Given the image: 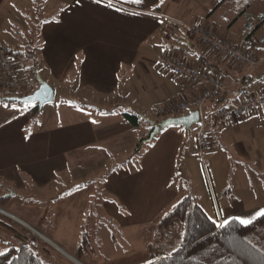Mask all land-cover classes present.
Segmentation results:
<instances>
[{"label":"crops","instance_id":"obj_1","mask_svg":"<svg viewBox=\"0 0 264 264\" xmlns=\"http://www.w3.org/2000/svg\"><path fill=\"white\" fill-rule=\"evenodd\" d=\"M111 2L112 8L106 6L108 0H0V45L17 42L18 28L31 30L30 21L39 20L36 64L56 92L45 118L40 116L45 105L32 118L30 107L0 104V170L7 169L18 186L25 181L18 169L27 171L45 188L70 165L106 159L118 166L102 185L104 217L122 229L159 228L157 218L186 192L173 182L187 134L170 126L153 143L143 144L137 156L135 149L152 124L134 125L122 112L133 109L160 120L150 111L157 116L162 108L200 91V85L161 65V56L170 55L189 60L225 84L222 96L202 108L212 142L209 191L190 192L218 224L232 217L254 220L264 211V107L224 121L214 116L223 105L264 92V47L258 42L264 36V7L255 8L264 0ZM248 22L256 30L246 40ZM191 23L249 47L259 63L249 69L195 41L187 28ZM123 82L126 87L119 92ZM168 241L156 244L165 246V255L172 252Z\"/></svg>","mask_w":264,"mask_h":264},{"label":"rangeland","instance_id":"obj_2","mask_svg":"<svg viewBox=\"0 0 264 264\" xmlns=\"http://www.w3.org/2000/svg\"><path fill=\"white\" fill-rule=\"evenodd\" d=\"M261 7L264 5L259 2L255 4V8ZM38 21L36 19L30 21L31 30L18 28L17 42L5 40L6 42L2 43H8L7 47L12 50H17L19 45H27L29 42L36 45L40 23ZM19 61L28 65L26 59ZM19 66L23 75L28 74L21 64ZM32 81L34 83L33 79ZM36 87L37 84L32 91ZM125 87L123 82L119 92ZM7 92L15 93L0 85V97L7 95ZM135 97L139 98L137 93ZM50 104L51 102L45 104L43 109L45 113L40 115L42 118L47 117L46 112ZM11 106L30 107L17 102H12ZM191 111L192 109H188L185 114ZM150 113L152 117H157L155 111L151 110ZM200 127V123H195L189 131H185L187 140L180 153L178 172L173 185L178 189H186V192L207 194L209 174L212 171L208 149L211 148L212 142H208L204 156L196 152L195 137ZM126 161L125 159L122 162ZM117 166L118 164H109L106 159L101 158L93 164L70 165L59 174L58 179L48 182L45 188L38 186L27 171L17 168L25 177L22 186H18L16 180L7 175V169L0 170V197L8 190L12 192L6 203H0V219L11 222L18 231L24 232L28 237L27 243L52 264H146L151 260L155 261L154 255L158 253L165 255V246L156 245L159 242L169 240L170 251L177 248L182 239V224L176 219L169 226L162 228L151 225L138 229H122L114 221L106 219L102 209V202L106 197L102 185L106 174ZM87 181H91L92 184L75 193V188ZM67 191H70L71 195L64 198L62 195ZM83 227L93 231L91 240L93 249L78 256L74 247L79 243ZM169 234L170 239L167 238ZM0 238L4 240L0 243V251L7 250L10 241L17 247L22 243L16 240L13 231L1 224Z\"/></svg>","mask_w":264,"mask_h":264},{"label":"trees","instance_id":"obj_3","mask_svg":"<svg viewBox=\"0 0 264 264\" xmlns=\"http://www.w3.org/2000/svg\"><path fill=\"white\" fill-rule=\"evenodd\" d=\"M245 36H247L246 40H249L251 33H245ZM12 51L17 63L21 64L24 71L32 77L34 83L29 89L17 90L15 93L7 92V95H25L32 92L35 84L38 86L36 80V70L38 69L36 58L39 46L29 42L24 49ZM20 59L28 60V65L20 62ZM12 102L16 101L2 100L0 97V104L2 105L11 106ZM22 104L30 105L28 110L30 117H37L39 110L36 103ZM122 114L134 125L148 122L141 113L133 109H126ZM177 115L179 114L174 116ZM168 116L170 115L162 114L159 110L157 118L163 119ZM173 127L182 128L179 125H173ZM152 128L153 126H151L147 135L140 139L135 149V155L139 156L143 153L144 146H141V142L149 136ZM156 137L149 143H153ZM90 183L91 181L83 182L76 188H83ZM9 198L0 197V203H6ZM176 219L182 224V239L179 245L170 254L146 264H264V216L258 215L248 225H242L239 219L232 217L224 227H219L218 222L211 218L200 205L197 196L188 191L178 201L168 207L156 221L158 227L162 228L169 226ZM0 224L13 231L17 241H22L19 247L12 241L8 242L9 247L5 250L7 255L0 256V264H52L47 259H44L33 246L27 243L28 237L24 232L18 231L11 222L0 219ZM92 237L93 231L84 228L77 245L76 253L78 256L84 255L87 251L93 249ZM2 242L4 240L0 238V243Z\"/></svg>","mask_w":264,"mask_h":264},{"label":"built area","instance_id":"obj_4","mask_svg":"<svg viewBox=\"0 0 264 264\" xmlns=\"http://www.w3.org/2000/svg\"><path fill=\"white\" fill-rule=\"evenodd\" d=\"M187 28L193 35L195 41L209 46L212 50L226 56L235 64L253 68L260 61L251 49L231 42L207 26L193 23L187 25ZM254 30L255 26L252 22H248L245 25L246 34L252 33ZM258 41L264 46V36L259 37ZM159 61L164 68L171 69L181 80L198 84L201 88L197 94L162 108L160 113L171 116L183 114L188 109H202L207 101L220 98L225 84L218 76L208 74L192 66L189 60L181 61L174 56H161ZM0 70L4 74V79L0 80V85L12 91L26 90L33 85L31 77L28 74L23 75L21 73L20 66L16 61L13 51L3 45H0ZM261 107H264V92L260 95L248 94L244 99L219 108L214 119L216 121H224L231 118H238L252 111H256ZM196 142V152L204 156L208 148L207 124L204 120L201 122V127L197 132ZM162 257L163 255L158 253L154 255V260H159Z\"/></svg>","mask_w":264,"mask_h":264},{"label":"water","instance_id":"obj_5","mask_svg":"<svg viewBox=\"0 0 264 264\" xmlns=\"http://www.w3.org/2000/svg\"><path fill=\"white\" fill-rule=\"evenodd\" d=\"M36 80L38 82V86L32 92L25 95H5L2 96L1 99L20 103L29 101L28 104L36 103L38 105V110L41 111L42 107L46 103L54 101L56 92L53 86L42 77L38 69L36 70ZM142 116L145 118V120L152 124L153 128L149 136L141 142V146L147 142H151L158 134L170 126L179 125L184 127L185 131H189L193 124L200 123L201 121V112L199 109L192 110L188 114L180 116H168L160 120H155L143 114ZM11 195V190H8L6 194L3 195V197H10Z\"/></svg>","mask_w":264,"mask_h":264},{"label":"snow or ice","instance_id":"obj_6","mask_svg":"<svg viewBox=\"0 0 264 264\" xmlns=\"http://www.w3.org/2000/svg\"><path fill=\"white\" fill-rule=\"evenodd\" d=\"M76 2L79 3V0H76ZM102 2H103V0H95V3H97V4H101ZM132 2H134V3H140L141 0H132ZM106 6L109 7V8H112V7H114V4L111 2V0H108V3H107ZM120 10L121 9H117V11H120ZM28 102L29 101H25V103H28ZM4 107H8V105L5 104ZM260 215L261 216H264V211H261L260 212ZM237 219H239V222L242 225H248V224L252 223V221L249 220V219H243V218H237ZM226 224H227V220L222 221L218 226L219 227H224ZM6 255H7V253L5 251H0V256H6Z\"/></svg>","mask_w":264,"mask_h":264}]
</instances>
